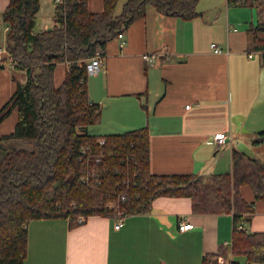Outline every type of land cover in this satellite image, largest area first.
Instances as JSON below:
<instances>
[{
  "label": "crops",
  "instance_id": "1",
  "mask_svg": "<svg viewBox=\"0 0 264 264\" xmlns=\"http://www.w3.org/2000/svg\"><path fill=\"white\" fill-rule=\"evenodd\" d=\"M7 3L0 0V46L7 30L1 12ZM87 3L91 11L102 9V0ZM207 3L198 0L202 14L191 19L148 6L123 33L121 46L118 38L106 43L100 70L87 78L88 96L101 106L99 121L88 129L107 134L147 126L149 168L155 173L229 171L232 147L264 163V143L251 142L264 130V67L250 47L242 9L251 24L252 7H231L226 0ZM54 4L41 17L39 0L33 32L53 25ZM212 42L221 51H214ZM143 54L153 55V63ZM0 63L1 107L25 76L7 57ZM65 69V62L57 63V85ZM16 112L12 108L0 121V136L13 130ZM217 131L228 133L226 143L209 142ZM241 192L252 199L248 186ZM252 207L245 227L264 230V199ZM179 221L193 225L179 230ZM115 222V217L100 215L74 226L67 218L31 219L23 264H200L202 254L228 244L232 232L231 213H192L187 197H156L149 212L122 217L118 228Z\"/></svg>",
  "mask_w": 264,
  "mask_h": 264
},
{
  "label": "trees",
  "instance_id": "2",
  "mask_svg": "<svg viewBox=\"0 0 264 264\" xmlns=\"http://www.w3.org/2000/svg\"><path fill=\"white\" fill-rule=\"evenodd\" d=\"M197 2L102 0L101 11L94 12L87 0H60L53 7V25L33 32L39 0H8L1 12L7 26L4 46L12 68L25 80L16 81L0 107V121L12 108L17 111L13 130L0 136V264H23L31 219L67 218L74 226L84 220L78 221L81 215L147 213L159 196L189 198L192 213L232 214L230 242L203 253L200 264H239L238 257L243 264L264 263V230L245 227L254 202L264 199V163L259 158L232 147L229 171L155 173L149 168L147 126L107 134L88 129L99 121L101 110L88 96V60L96 51L103 55L106 43L123 34L148 6L191 19L202 14ZM226 4L255 9L256 22L247 32L264 67V0ZM59 62L66 69L57 85ZM12 138L30 148H5L2 141ZM251 142L264 143V130ZM244 186L251 189V200L243 197Z\"/></svg>",
  "mask_w": 264,
  "mask_h": 264
},
{
  "label": "built area",
  "instance_id": "3",
  "mask_svg": "<svg viewBox=\"0 0 264 264\" xmlns=\"http://www.w3.org/2000/svg\"><path fill=\"white\" fill-rule=\"evenodd\" d=\"M55 2H58L60 0H54ZM119 40V45L121 46L124 42L123 40V34H119L117 37ZM211 47L213 48L214 51L219 52L221 51V47L217 45L215 42L211 43ZM9 60V54L4 46H0V62L6 58ZM142 58L147 62V63H153L155 57L153 55L149 54H143ZM102 66V55L100 54L99 51H96V53L88 60V63L86 64V70L88 74H94L97 73ZM229 135L227 132L224 131H217L213 133L211 140L209 142L212 143H217V144H223L226 143L228 140ZM102 142V140L100 141ZM120 198L124 199V196H120ZM85 217L84 216H79L78 221H82ZM116 222L114 224V227L118 228L122 224V216L120 215V211H117V215L115 216ZM192 223L190 221H179L178 222V229L179 230H184L192 227ZM219 261H222V259H219Z\"/></svg>",
  "mask_w": 264,
  "mask_h": 264
},
{
  "label": "rangeland",
  "instance_id": "4",
  "mask_svg": "<svg viewBox=\"0 0 264 264\" xmlns=\"http://www.w3.org/2000/svg\"><path fill=\"white\" fill-rule=\"evenodd\" d=\"M206 1V4L208 0H205ZM121 0H120V4H121ZM53 1L52 3H49V0H40V6H41V9L39 11V14L38 16L41 15V17L45 16L46 13L48 12V9L51 5H53ZM120 4H119V7H120ZM55 5V4H54ZM54 7V6H53ZM239 7V6H238ZM247 7V6H246ZM249 7V6H248ZM243 9V13L245 14V17H246V20H247V26L249 27L250 26V17L248 15V12L247 10H245V7H242ZM252 11H253V16H254V21L253 22H256V11L254 8H252ZM38 28V20L35 24V27L34 29L37 30ZM5 47V46H4ZM5 142V143H4ZM2 143L4 144L5 148L9 149L11 146L15 147V148H26V149H29L30 148V145H28L27 143H25L23 140L21 139H18V138H12L11 140H7V141H2ZM7 145V146H6ZM222 257H220L219 259H221ZM238 260H239V264H243V258L242 257H238ZM223 261V260H222ZM256 264H264V263H256Z\"/></svg>",
  "mask_w": 264,
  "mask_h": 264
}]
</instances>
